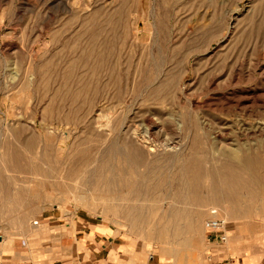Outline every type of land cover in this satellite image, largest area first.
<instances>
[{"label":"rangeland","instance_id":"rangeland-1","mask_svg":"<svg viewBox=\"0 0 264 264\" xmlns=\"http://www.w3.org/2000/svg\"><path fill=\"white\" fill-rule=\"evenodd\" d=\"M157 116L161 145L136 159L124 130ZM132 176L163 183L136 223L97 197ZM22 179L43 196L16 193ZM179 183L187 200L167 196ZM53 210L98 218L162 264H206L214 211L228 244L260 239L264 0H0V247L48 237L38 219Z\"/></svg>","mask_w":264,"mask_h":264},{"label":"crops","instance_id":"crops-1","mask_svg":"<svg viewBox=\"0 0 264 264\" xmlns=\"http://www.w3.org/2000/svg\"><path fill=\"white\" fill-rule=\"evenodd\" d=\"M39 224L49 236L0 247V264H162L135 240L115 234L111 225L79 211L44 212ZM258 237L248 242L234 236L229 244L215 248L206 264H264V231Z\"/></svg>","mask_w":264,"mask_h":264},{"label":"bare ground","instance_id":"bare-ground-1","mask_svg":"<svg viewBox=\"0 0 264 264\" xmlns=\"http://www.w3.org/2000/svg\"><path fill=\"white\" fill-rule=\"evenodd\" d=\"M122 124H124V123H122ZM162 124H163V119H161L160 117L157 116L156 121H152L151 118L146 119V128H145L144 132L137 130L133 125H127V127L124 130L125 139L130 144L131 151L133 152L134 157L136 159H138L137 155L141 151H144L146 153V156H155L156 155L157 150H158L157 147H160L161 144H160L159 140L153 136L152 132H153V130H155V134H159L160 132H163L164 128L161 127V126H163ZM120 129H122V128H120ZM170 148H172L170 150V151H172L173 146H171ZM225 157H226V159L231 161V155L230 154H226ZM242 167H243L244 171H246L248 169L246 165H242ZM212 176L219 179V181H224V180H226V178L231 177L232 173L217 171ZM132 177H133L132 181L129 180L127 182L128 183L127 189L124 188L123 190H121L118 187V188L114 189V195H109V192H105L104 195L100 194V196H97V197H100L101 199H103L102 203L108 201L111 198L115 199L117 201V203L114 206L115 209L118 208L119 210H121L127 218L132 217L131 219L133 221H135V223H136V221L141 220V218L144 214H147V213L149 214V212H153V211L158 209V207H156L157 203H158L157 201L156 202L151 201L150 203L146 204V202L142 201L143 199H142L141 195L144 194L145 197H148L150 195V197L152 198V196H155L154 194L156 193V191L159 190L160 187H162L163 183H162V181L157 180V181L152 182V183H145L144 186H142L140 183L141 181L139 182V180L136 177L135 178H134V176H132ZM33 184L34 185H31V184H29V181L27 182L26 180L22 179V180L16 182L14 184L15 186L13 188L16 191V193H20L23 196L33 197V198H38L40 196H43V194L41 195V191L39 190L38 184H35V183H33ZM10 186L11 185L8 183L3 189L1 188V190H6V192H8V190L10 189ZM142 187H144V188H142ZM189 193L191 195V192L186 190V188L183 187L182 183H179V185L176 188V190L174 191V193L170 194L168 192L167 196H168V198L176 197L178 199L187 200ZM78 196L82 199H85V195L82 193L78 192ZM13 197H14V199H12L10 201L9 207H11V206L14 207L16 204L18 205L16 197L15 196H13ZM42 208H44V207H42ZM168 211L170 213L173 211L179 212V209H177V208L175 209V208H173V205H171V207L168 209ZM212 215H213L212 217L216 216L215 211L212 213Z\"/></svg>","mask_w":264,"mask_h":264},{"label":"built area","instance_id":"built-area-1","mask_svg":"<svg viewBox=\"0 0 264 264\" xmlns=\"http://www.w3.org/2000/svg\"><path fill=\"white\" fill-rule=\"evenodd\" d=\"M227 223L222 218L209 217L203 223L204 237L208 244L219 248L226 243L228 239L227 235ZM22 245L25 241L21 242ZM211 253L209 254V256Z\"/></svg>","mask_w":264,"mask_h":264}]
</instances>
